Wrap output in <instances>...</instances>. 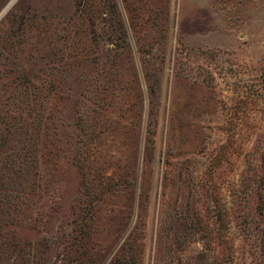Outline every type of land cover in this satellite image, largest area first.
I'll return each instance as SVG.
<instances>
[{"label": "rangeland", "instance_id": "374dc122", "mask_svg": "<svg viewBox=\"0 0 264 264\" xmlns=\"http://www.w3.org/2000/svg\"><path fill=\"white\" fill-rule=\"evenodd\" d=\"M0 264H264V0H0Z\"/></svg>", "mask_w": 264, "mask_h": 264}]
</instances>
